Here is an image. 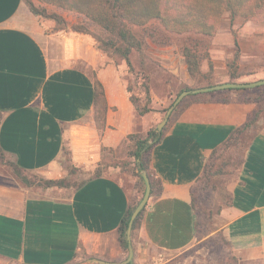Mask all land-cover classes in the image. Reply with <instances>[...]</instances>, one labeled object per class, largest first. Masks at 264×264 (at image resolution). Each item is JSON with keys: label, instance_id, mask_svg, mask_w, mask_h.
Instances as JSON below:
<instances>
[{"label": "crops", "instance_id": "0c3cea01", "mask_svg": "<svg viewBox=\"0 0 264 264\" xmlns=\"http://www.w3.org/2000/svg\"><path fill=\"white\" fill-rule=\"evenodd\" d=\"M43 26L24 0H0V147L25 172L45 180L68 177L71 166L87 173L107 169L78 188H26L0 171V264L119 263L125 256L120 223L139 193L137 179L111 161L129 135L148 133L152 124L148 114L136 112L120 71L105 64L103 52L78 48L76 38L61 39ZM96 81L108 104L104 126L97 118ZM256 108L237 101L193 103L170 117L151 153L162 191L150 197L135 230L136 259L150 249L179 252L196 242L194 186L212 152ZM226 189L232 198L222 211L230 217L226 235L252 239L242 235L263 232L264 121Z\"/></svg>", "mask_w": 264, "mask_h": 264}, {"label": "rangeland", "instance_id": "374dc122", "mask_svg": "<svg viewBox=\"0 0 264 264\" xmlns=\"http://www.w3.org/2000/svg\"><path fill=\"white\" fill-rule=\"evenodd\" d=\"M32 2L39 8L44 7L50 16L56 14L64 20V23L59 24L52 18L39 17V20L44 24L46 33L58 32L61 39H63L62 35L74 37L78 48L86 49L93 46L96 50H100L99 41L108 36L99 27L93 25L84 14L59 8L43 0H32ZM221 20L220 29L215 36L205 39L193 34H170L161 30L157 25L147 29L134 28L135 33L144 41L145 45L141 53L132 52L130 56L132 69L128 67L122 57L113 51H110L109 54L104 53L105 64H113L118 68L130 97L139 100L140 105H147L152 110L148 113L152 129H156V124L164 119L167 110L172 106L180 91L186 87L195 89L208 84L249 83L264 79V24L246 21L242 18L231 19L229 14H224ZM79 25L86 27L88 32L78 33L75 31L74 27ZM150 33L155 34V40L150 37ZM196 41L201 43L197 52L203 58L202 75L197 80L192 79L188 74L183 56V48L185 46L196 47ZM80 43L81 45H79ZM237 50H239V57L235 59ZM99 53L100 56L103 54L101 50ZM88 56L90 60L95 58L91 52ZM228 64H234L239 79H231ZM147 90L150 92V99L145 104ZM228 95L237 102H242L244 99L254 102L259 99L261 101L259 105H257L258 103L253 104L257 105L256 110H264V89L251 93L229 92ZM192 100V98L186 99L179 105L172 114L173 120L182 110L190 106ZM155 113H160L161 117L151 119ZM133 135L145 138L147 133ZM132 150L133 143L127 140L120 149L116 150V156L111 162H115L114 166L121 168L124 175L137 179L138 198H142V181L137 177L141 171L137 170L134 160L129 157ZM104 168L107 169L106 166L99 169L102 172ZM0 171L5 174L9 173L2 166H0ZM69 172L70 174L66 178L73 187L95 175V171L87 173V171L79 169L72 170V167ZM224 172V188L226 189V184L235 175L236 170L233 166H229ZM80 174H83V177L80 178ZM211 187L207 186L205 181H199L194 186L197 240L190 248L179 252L150 249L148 254H144L142 258L134 257L132 263L264 264V231L242 235L251 236L252 239L228 237L224 227L230 217H226L222 211L228 207L231 199L220 189L213 190ZM127 257L128 251H125L123 260ZM78 264L91 263H88V259L84 258Z\"/></svg>", "mask_w": 264, "mask_h": 264}, {"label": "trees", "instance_id": "16d2710c", "mask_svg": "<svg viewBox=\"0 0 264 264\" xmlns=\"http://www.w3.org/2000/svg\"><path fill=\"white\" fill-rule=\"evenodd\" d=\"M46 3L59 8L75 11L84 16L95 26L99 27L108 36L99 41V49L106 54L113 51L122 57L128 67L132 69L130 56L133 51L141 53L144 50V41L135 33L134 28L147 29L157 25L164 32L176 35L193 34L205 38H211L219 31L221 19L224 14H229L231 19L242 18L246 21H255L264 24V0H43ZM29 10L38 17L52 18L57 23H64L59 15L50 16L47 10L35 6L32 0L25 1ZM74 30L78 33H87L88 29L81 25L75 26ZM152 39H156L155 34L150 33ZM196 47L185 46L183 56L187 64L188 74L192 79H199L202 75V57L197 52L200 42ZM238 47V44H236ZM239 57V50L235 53V59ZM230 77L237 80L240 77L236 73L234 64H228ZM255 82V81H254ZM213 86L208 84L204 87ZM197 88H202L198 86ZM195 88V89H197ZM193 88L186 87L180 91L178 96L185 90ZM264 89V86L254 89H236L212 91L208 93L188 96L192 98L193 103H220L229 104L233 99L228 95L229 92H255ZM146 103L149 101L150 92L146 91ZM185 99V100H186ZM136 112L143 116L152 110L147 105H140L139 100L130 97ZM184 100V101H185ZM184 101L182 103H184ZM181 103V104H182ZM242 103H258L251 100H242ZM190 104V105H191ZM95 105L97 107L98 123L105 125L108 104L105 99L104 89L100 82L96 81ZM2 112L0 111V123ZM264 121V110L258 109L250 114L244 124L232 131L228 139L217 149H215L206 162L202 176L199 181H205L207 186H212L213 190L220 189L228 197L231 195L224 188L225 169L233 166L237 171L244 163V155L248 143L261 131ZM164 136V131L159 133L157 129L148 131L145 138H139L136 135H129L128 139L133 143V150L129 157L134 160L137 170H145L151 182V196L159 195L162 191V183L156 179L151 171V153L153 148L158 145ZM140 160V163L137 161ZM0 166L7 169L8 174L15 178L22 186L31 187H70L67 178L58 180H45L43 178L31 177L18 164L11 159L0 147ZM72 170L77 169L71 166ZM99 168L96 169L93 177L101 176ZM142 181V195L145 193V183L143 178L137 174ZM92 178V177H91ZM38 181V182H36ZM85 181L76 185L80 187ZM142 198H137L134 205L131 206L123 216L119 227V242L124 251H128L125 232L127 230L131 214ZM230 201V204H231ZM230 204L228 206H230ZM147 206V205H146ZM194 206V191H193ZM145 209L138 216L133 225L132 235L141 225ZM130 264H133L132 262Z\"/></svg>", "mask_w": 264, "mask_h": 264}, {"label": "water", "instance_id": "95a60500", "mask_svg": "<svg viewBox=\"0 0 264 264\" xmlns=\"http://www.w3.org/2000/svg\"><path fill=\"white\" fill-rule=\"evenodd\" d=\"M264 86V79L255 81V82H249V83H237V82H230V83H223V84H217L213 86H208V87H202V88H197V89H192V90H185L183 91L173 102L172 106L167 110L164 119L157 125V131L161 133L165 126L167 125L168 121L170 120V117L172 116L173 112L179 107V105L188 97L191 95H196V94H202V93H208L212 91H223V90H236V89H254L257 87ZM138 163H140V160H138ZM141 177L144 180L145 183V193L139 202V204L135 207L133 213L131 214L130 221L127 227V230L125 232L126 235V241L128 244V257L122 261V262H108L96 258H92L88 260V263L91 264H130L135 256V250L134 246L132 243V230H133V225L138 216L141 214V212L144 210L146 205L148 204V201L151 197V182L148 177V174L145 170H142L140 172Z\"/></svg>", "mask_w": 264, "mask_h": 264}]
</instances>
